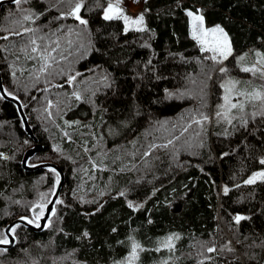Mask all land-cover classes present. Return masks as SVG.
Returning <instances> with one entry per match:
<instances>
[{"label":"trees","instance_id":"obj_1","mask_svg":"<svg viewBox=\"0 0 264 264\" xmlns=\"http://www.w3.org/2000/svg\"><path fill=\"white\" fill-rule=\"evenodd\" d=\"M107 1L84 0L87 26L60 18L72 7L67 0L0 12L4 87L43 147L29 165L53 163L65 174L52 224L42 233L19 225L0 264H116L129 237L144 248L136 264H264V181L245 183L264 171V117L246 110V127L219 122L212 134L208 122H194L209 115L210 94L220 103L223 74L191 38L186 14L199 11L205 26L223 27L239 53L264 48V0H146L145 30L127 32L122 20H103ZM44 48L51 56L41 71ZM35 145L17 105L0 100L4 234L14 220L31 219L38 184L59 185L56 171L23 168ZM172 235L175 248L157 250Z\"/></svg>","mask_w":264,"mask_h":264},{"label":"snow or ice","instance_id":"obj_2","mask_svg":"<svg viewBox=\"0 0 264 264\" xmlns=\"http://www.w3.org/2000/svg\"><path fill=\"white\" fill-rule=\"evenodd\" d=\"M24 2H27V0H24ZM61 2H64V0H61ZM97 2H99V0H97ZM14 3L20 5L22 3V0H14ZM67 3L71 4L72 7L68 13H61L60 18H64L65 15L71 16L75 18V20H77L80 25L87 26L88 21L82 18L81 16V10L82 8H84V0H67ZM186 14L190 18L191 38L197 42V44L200 46L201 51L212 53L209 58L216 64H222L225 60H227L228 57L232 55V47L231 42L228 38V34L225 32L224 28L220 25H216L211 28L205 27L204 16L202 14H199V11H197L196 13H194L193 11H187ZM102 18L105 21L122 20L125 32L129 31L130 28H134V30L136 31L145 30L143 27V13H141L135 18L126 15L124 9L120 7V0H116L115 3L109 0L106 6H102ZM24 19L31 20L32 17L31 15H25ZM3 38L6 39L7 37ZM31 44L34 45L31 51L33 53H37L39 46L37 45L36 40L33 39L31 41ZM55 50L56 49H52V51ZM43 53H47V55H44ZM246 55L247 54H243L238 57L240 71L245 73H252L254 76L259 74L261 78H264V54L256 52L255 56L257 57V60L251 66H248L245 63ZM50 56L51 53L48 51L47 48H44L43 52L40 54L39 57L41 60L44 61V64L41 67V71H46V69L49 67L47 61ZM219 72L221 74H226L228 72V69L220 68ZM72 79H74V77H70L69 82H71ZM240 84L241 81L232 78H228L220 84V88L223 90V95L220 97L222 102L217 105L214 114L217 123L223 121L227 125L232 126L234 120H239L241 125L246 127L248 123V113H246V109L250 104L253 106L259 104L260 106L259 111L252 112L250 114L253 118L257 116L264 117V88H253L249 91L246 87H240ZM0 89H2V86H0ZM2 90L4 94L11 95V93H8L6 89ZM74 95L76 99H80L79 94ZM4 98V95H0V100ZM15 98L16 97H13V99ZM210 120L211 117L207 115H202L200 119L195 120L194 122L198 125H202L203 123L210 122ZM225 134H227V129L225 130ZM169 143H171V141ZM166 146L167 145H165V147ZM224 155H227V153H225ZM260 164L264 165V158L260 160ZM49 171L55 172V169L50 168ZM258 179L264 181V171L254 172L245 181V183L251 185L254 184ZM56 183H59L58 173L56 174ZM228 191L229 189L225 187L224 194L227 195ZM121 195H123V193H121ZM60 202L61 201L59 200L56 201V203ZM128 206L130 208H133V210H136L137 208V206H134L132 203H129ZM35 207L40 210L41 215L37 216V219H40L42 217V214L45 212L46 206L44 204H37ZM51 214L55 215L54 209L51 210ZM244 219H246V217H235L236 223H239L241 220ZM27 222L33 223L34 221L28 220ZM36 226L40 227L39 224H36ZM18 227L19 225H14L10 229H8V233L12 234L13 238ZM85 235H87V233H85ZM129 239L131 240V246L128 255L123 260L117 261L116 264H136V262L139 260V253L144 251V248L137 241H135V239H133L132 237H129ZM174 239H179V237L168 236L162 241H159V247L157 248V250L162 247L171 251L175 247L173 243ZM11 243L12 241L9 240L8 235L4 234L3 232H0V245H8ZM228 250L232 251L233 249L229 248ZM0 251H6V249H0ZM207 251L209 253L215 252L216 248L208 247Z\"/></svg>","mask_w":264,"mask_h":264},{"label":"rangeland","instance_id":"obj_3","mask_svg":"<svg viewBox=\"0 0 264 264\" xmlns=\"http://www.w3.org/2000/svg\"><path fill=\"white\" fill-rule=\"evenodd\" d=\"M145 1L146 0H120V7L124 9L126 15H129L130 17L135 18V17L139 16L141 13H143V4ZM108 2H109V0L107 1V3ZM111 2L115 3L116 0H111ZM25 3L26 2H24V0H22V3L20 5H23ZM143 27L145 28V22H144ZM205 27H207V26H205ZM207 28H211V27H207ZM130 29H134V28H130ZM228 38L230 40L229 35H228ZM230 42H231V40H230ZM231 47H232V44H231ZM256 52H260L261 54H264V48H262V47L261 48L250 47V48H247V49L238 53V52H235L233 50V47H232V55H230L227 60H225L222 64H220L221 65L220 68H227L228 69V72L226 74H223V76L221 77V83H223V81L228 79V78H232V79L241 81V84L239 86L240 87H246L249 91L252 90L253 88H256V89L264 88V78H261L259 76V74L254 76L252 73H245V72L240 71V66L238 64V57H240L243 54H247L246 59H245V63L248 66H251L257 60V57L255 56ZM203 53L205 55H208L209 57L212 55V53H209V52H203ZM232 57H235V59H236L234 61L235 65L228 67V65H226V64ZM218 72H219V70H218ZM70 77H74V79H72L71 82H69V80H68L69 84H71L73 81H75V79L77 78V74L72 75ZM211 89H212V87H211ZM222 95H223V93H222ZM221 102L222 101H220V103ZM217 105L218 104H215L214 99L212 98V94H210V98H209V109H210V111H209L208 116L211 117V120H210V122H208V124L210 126L211 134L213 132L212 131L213 127L217 123L215 115H214L216 108H217ZM254 107L255 106L250 104V105H248L246 110H250L251 113L257 112L255 110H253ZM249 108H251V109H249ZM198 119L199 118H196V120H198ZM221 122L224 123L223 121H221ZM47 188H48V186L44 183L42 185L38 184L37 189H36V195H35V199L33 201V205L31 208L32 215H31V219H30V220L34 221L33 224H35V225L39 224V219H37V216L41 215L40 212L35 213V210L38 209L35 206L37 204H44L47 207V205L50 202L52 195L55 192V188H49V189H47ZM46 207H45V210H46ZM44 214H45V212L42 214V216H44ZM55 215H56V211H55ZM55 215H53V218ZM52 222H53V219L50 220V224H52ZM174 237H176V236H174ZM177 240L178 239H174V241H173L174 245H176ZM160 248L166 249V248H162V247H160ZM139 255H140V253H139ZM0 258H1V253H0Z\"/></svg>","mask_w":264,"mask_h":264},{"label":"water","instance_id":"obj_4","mask_svg":"<svg viewBox=\"0 0 264 264\" xmlns=\"http://www.w3.org/2000/svg\"><path fill=\"white\" fill-rule=\"evenodd\" d=\"M14 4H15L14 0H0V12H1V10H2V8L4 6L14 5ZM81 12H82V10H81ZM72 19L75 20V18H73V17H72ZM75 21H77V20H75ZM0 86H2V89H5L4 83H3V79H2L1 70H0ZM2 89H0V95H4V97H5L4 100L11 101V102H13L14 104L17 105L18 111L20 113L21 119H22L23 124H24L25 131L31 137V139H33V141L36 144L31 149L27 150L26 153L24 154L23 160H22L23 168L26 171H36V170H39V169H50V168H52V169H55V171L60 175L59 185H58L57 189L55 190L54 194L52 195L49 204L46 207L44 216H42L39 219L40 227H37L33 223H28L27 222L28 219H22V218L14 220L13 222H11L6 227V229H5L6 235H8V238H9L10 241H12V243L8 244V245H0V249L10 250V249H13L15 247L16 241H17V238H16L15 235H14V238H13V235L8 233V229H10L12 226H14V225H22V226H25L28 229H30V230H32V231H34L36 233H42V232H44L46 230L47 226L49 225V221H50V219L52 217L51 210L52 209L55 210L56 201L59 199L61 191H62V188H63V185L65 183V174H64V171L62 169H60L57 165H55L53 163H41V164H38V165H35V166L29 165V161L32 158H34L40 151H42L43 147H42V145L39 143L38 139L34 135V132L32 130L31 125L29 124L28 118H27L26 113H25V111L23 109L21 101L18 98L13 99L12 96L4 94ZM39 212H40L39 209L35 210V213H39Z\"/></svg>","mask_w":264,"mask_h":264},{"label":"bare ground","instance_id":"obj_5","mask_svg":"<svg viewBox=\"0 0 264 264\" xmlns=\"http://www.w3.org/2000/svg\"><path fill=\"white\" fill-rule=\"evenodd\" d=\"M30 163V162H29Z\"/></svg>","mask_w":264,"mask_h":264},{"label":"crops","instance_id":"obj_6","mask_svg":"<svg viewBox=\"0 0 264 264\" xmlns=\"http://www.w3.org/2000/svg\"><path fill=\"white\" fill-rule=\"evenodd\" d=\"M191 24V23H190Z\"/></svg>","mask_w":264,"mask_h":264}]
</instances>
